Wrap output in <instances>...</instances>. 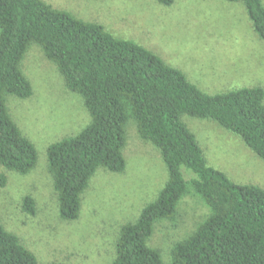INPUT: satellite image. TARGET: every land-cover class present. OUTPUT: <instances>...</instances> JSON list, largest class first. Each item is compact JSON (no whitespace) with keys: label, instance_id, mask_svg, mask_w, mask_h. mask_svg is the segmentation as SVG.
<instances>
[{"label":"trees","instance_id":"1","mask_svg":"<svg viewBox=\"0 0 264 264\" xmlns=\"http://www.w3.org/2000/svg\"><path fill=\"white\" fill-rule=\"evenodd\" d=\"M170 7L175 0H153ZM246 9L264 40L263 0H224ZM35 44L79 95L90 123L78 134L51 144L49 173L59 217L77 221L82 197L100 169L123 173L127 125L161 154L168 179L138 218L122 226L112 264H163L149 242L157 224L175 221L183 198L193 193L208 207L195 231L177 242L171 264H264V189L238 184L210 166L188 116L210 120L239 136L264 161V88L209 94L175 67L136 41L119 38L104 26L76 18L43 0H0V165L22 176L37 166L38 152L10 113L8 99L26 100L33 87L22 71ZM182 168L195 177L187 181ZM7 183L0 174V187ZM23 211L34 216L36 201L26 196ZM0 264H38L19 237L0 224ZM59 264V263H51Z\"/></svg>","mask_w":264,"mask_h":264},{"label":"rangeland","instance_id":"2","mask_svg":"<svg viewBox=\"0 0 264 264\" xmlns=\"http://www.w3.org/2000/svg\"><path fill=\"white\" fill-rule=\"evenodd\" d=\"M76 18L104 26L119 38L136 41L180 69L209 94L239 88H264V40L255 33L244 6L224 0H175L170 7L153 0H43ZM264 4V0H263ZM22 71L33 87L31 98L8 99L12 118L36 146L38 163L28 175L4 169L0 187V224L35 254L38 264H112L123 225L135 221L168 179L160 152L143 141L133 121L127 125L123 154L126 170L100 169L82 197L77 221L59 217L58 200L48 169V147L83 130L91 117L83 99L70 92L43 50L33 44ZM210 166L238 184L264 189V161L242 139L210 120L185 116ZM185 179L195 175L182 168ZM36 201L26 214L23 199ZM209 214L195 194L186 195L175 221L157 224L149 242L163 264H171L174 245L190 236Z\"/></svg>","mask_w":264,"mask_h":264}]
</instances>
